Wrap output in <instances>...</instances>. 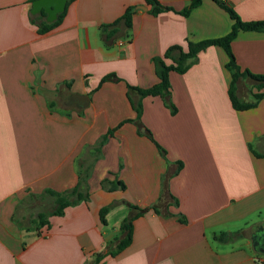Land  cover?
I'll return each mask as SVG.
<instances>
[{"label": "crops", "instance_id": "obj_1", "mask_svg": "<svg viewBox=\"0 0 264 264\" xmlns=\"http://www.w3.org/2000/svg\"><path fill=\"white\" fill-rule=\"evenodd\" d=\"M32 1L0 0V264H92L120 237L130 205L147 208L133 221L130 245L99 264H262L251 238L264 229V100L232 108L221 48L201 51L183 74L169 73L174 115L159 97L142 100L140 123L165 157L135 124L120 125L135 118L127 86L158 82L151 59L170 46L225 36L228 15L212 0L187 17L153 16L145 0H74L59 26L39 35L29 19ZM156 1L175 11L191 2ZM221 1L243 22L264 20V0ZM127 7L135 9L130 38L106 47L100 26ZM231 50L241 70L264 75L263 32H239ZM107 75L119 81L100 84ZM249 91L264 88L237 82L241 102L252 101ZM72 95H86L88 106L68 107ZM115 128L92 161L99 138ZM85 164L87 202L49 217L38 231L17 225L28 196L74 188ZM104 179L125 189L107 192ZM113 202L102 225L99 210ZM235 232L241 237L232 242L214 239Z\"/></svg>", "mask_w": 264, "mask_h": 264}, {"label": "trees", "instance_id": "obj_2", "mask_svg": "<svg viewBox=\"0 0 264 264\" xmlns=\"http://www.w3.org/2000/svg\"><path fill=\"white\" fill-rule=\"evenodd\" d=\"M74 0H66L65 9L61 14L57 15V18L52 23H47L45 21V14L41 12L37 15H29L30 22L34 24L37 28V33L39 35H43L61 23L64 14L66 12L67 6L73 2ZM215 2L219 8H221L229 17L232 22L230 26L229 32L220 38L216 39H208L202 40L199 42H187L186 49H183L180 46L174 45L168 47L162 56L153 57L151 59V63L153 65V69L155 75L158 79V82L146 89L135 88L131 86H127V98L129 103L135 112L134 120H126L122 122L120 125L126 122H131L137 126V131L139 134H144L148 137L154 144L157 149L161 153L163 157H165L164 150L157 144L152 138L151 133L140 123V118L142 115V100L145 97H159L162 99L164 106L169 110L171 115L176 113V108L171 102L170 97V84H169V73L174 72L177 74L185 73L193 64L197 61V55L207 49L208 47H219L221 48L226 57L227 63L225 65L229 75L231 77V81L228 88V96L231 103V106L234 110L244 111L257 106L258 102L264 100V92L252 94V101L250 102H241L237 97V82L239 80H249L251 82V87L256 88L258 91L264 88V75H253L247 70H241L240 67L236 64L235 57L231 50V42L235 39L239 32H263L264 33V20L262 21H251V22H243L238 17V15L223 1L221 0H212ZM202 0H191L190 4L187 8L181 11H175L170 7L163 6L156 0H145V3L150 6L149 13L153 16H156L163 12H174L183 17H187L189 13L198 7L201 4ZM135 13L134 7H127L121 17L112 22L111 24L102 25L99 28L103 43L106 47L113 45V42L118 38H130L131 31V19L133 14ZM165 60L170 61V64H166ZM112 81L117 82L119 79L115 78L113 75H107L103 77L100 81V84ZM119 125V126H120ZM116 130L111 129L108 130L103 136H101L95 145L94 153L92 161L96 160L100 154L101 146L105 143L108 137H110L113 132ZM253 154L257 157H261V155ZM86 163V162H85ZM178 170L182 167L181 162H177ZM91 170V164H85L78 177V182L76 186L70 190H66L63 192H55L52 190H45L40 195H31L28 196L27 200L37 198L48 197L53 201V209L47 213H39L36 221L33 223V227L22 226L21 224L17 225L20 228H24L25 230L38 231L40 228L48 225V218L51 216H63L64 210L68 207L76 206L80 203L87 202L89 200L88 187H87V179L89 177V172ZM101 189L107 192L113 191H123L125 189L124 184L120 180H108L104 179L100 182ZM166 194V192H164ZM164 194V195H165ZM26 203V202H25ZM116 205L115 202L109 204L108 206H104L99 210V220L102 225H105V216L107 213ZM129 214L126 218L122 220L120 223V232L121 235L119 238L115 240L108 241L104 247V250L100 253L94 254V259L92 264H99L103 258L106 256L114 257L121 253L125 248H127L132 240V232H133V221L143 215L147 208L140 209L135 206H129ZM152 209L156 212V207L153 206ZM241 237L240 232L235 233H222L214 236V239L223 242L229 243Z\"/></svg>", "mask_w": 264, "mask_h": 264}, {"label": "water", "instance_id": "obj_3", "mask_svg": "<svg viewBox=\"0 0 264 264\" xmlns=\"http://www.w3.org/2000/svg\"><path fill=\"white\" fill-rule=\"evenodd\" d=\"M66 5V0H33L31 3V15H37L41 12L45 14V21L52 23L57 15L61 14ZM145 10L144 8H141ZM89 99L86 95H72L68 98L67 106L70 108L82 109L88 106ZM252 247L260 254H264V229L260 227L252 236Z\"/></svg>", "mask_w": 264, "mask_h": 264}, {"label": "rangeland", "instance_id": "obj_4", "mask_svg": "<svg viewBox=\"0 0 264 264\" xmlns=\"http://www.w3.org/2000/svg\"><path fill=\"white\" fill-rule=\"evenodd\" d=\"M241 90L243 92H245V90H243V88ZM170 97H171V93H170ZM238 99H239V97H238ZM161 101H162V99H161ZM162 103H163V101H162ZM163 105H164V103H163ZM142 111H143V106H142ZM53 206H54V204H53L52 199L48 198V197L37 198V200L29 199V200H27L25 205L22 204L20 206L17 213H15L14 220L16 223L21 224L22 226L32 228L33 224H34L33 222L36 221L38 214L39 213H44V214L49 213L53 209Z\"/></svg>", "mask_w": 264, "mask_h": 264}, {"label": "built area", "instance_id": "obj_5", "mask_svg": "<svg viewBox=\"0 0 264 264\" xmlns=\"http://www.w3.org/2000/svg\"><path fill=\"white\" fill-rule=\"evenodd\" d=\"M119 45H121V43L119 42ZM262 264H264V260H262Z\"/></svg>", "mask_w": 264, "mask_h": 264}]
</instances>
